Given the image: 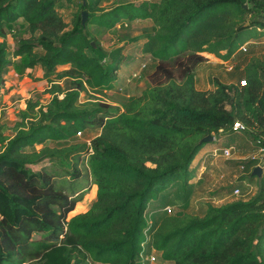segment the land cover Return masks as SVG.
I'll return each instance as SVG.
<instances>
[{
    "label": "trees",
    "instance_id": "obj_1",
    "mask_svg": "<svg viewBox=\"0 0 264 264\" xmlns=\"http://www.w3.org/2000/svg\"><path fill=\"white\" fill-rule=\"evenodd\" d=\"M73 1L0 0V108L11 68L23 76L41 67L51 97L46 105L28 100L12 136L0 124V264H149L141 255L153 250L170 264H264V174L252 177L258 158L236 163L244 175L233 191L257 182L253 197L187 213L204 138L235 141L240 121L255 129L246 134L252 141L264 139V54L247 59L241 48L248 41L240 39L253 29L264 37V0H119L107 7L109 0H79L68 24L57 6ZM147 20L153 31L126 42L139 43L167 81L113 106L106 99L119 89L125 57L106 62L88 27L114 31ZM19 23L28 37L16 39L13 60L6 27ZM204 52L246 58L239 82L216 80L213 91L199 90ZM82 94L90 100L83 103ZM60 158L69 167L51 172L45 162ZM63 173L69 185L59 183ZM85 179L97 188L96 200L75 214L91 185L73 184ZM180 181L185 209L169 215L170 204L160 203L161 215L150 220V204Z\"/></svg>",
    "mask_w": 264,
    "mask_h": 264
},
{
    "label": "rangeland",
    "instance_id": "obj_2",
    "mask_svg": "<svg viewBox=\"0 0 264 264\" xmlns=\"http://www.w3.org/2000/svg\"><path fill=\"white\" fill-rule=\"evenodd\" d=\"M77 1L79 0H76V2ZM57 8L63 15L66 22H68V24H71L76 11L78 10L77 5L74 9L73 4L61 2L58 4ZM23 27V23L9 25L6 27L8 34L9 51L11 59L13 60L14 58L12 57V53L16 47V39H18L19 37H28ZM88 30L90 35L95 37V39L100 43L101 48L103 49V52L105 54L104 59H106V62L109 63L110 61L118 59L120 56L125 57V60L121 65V82H119L118 85L119 89L107 96L106 100L108 101V103L112 104L113 106L119 105L128 97L139 95L146 86L154 85L156 83H166V75H164L163 73L154 74L156 62L150 57H144L141 54L140 44H127L128 42H126L128 40L127 37H141L142 35H144V33L151 32L153 31V29H147V27L141 26V23H134L128 27H118L114 31H106L103 29L95 28L93 26L88 27ZM240 39L243 42H255L258 40L262 41L263 38H261L259 31L257 32L256 29H253L251 31L244 32L241 35ZM263 45L264 44H259L256 45V47H260ZM251 46L254 45H250L248 48V52L243 54V56L247 59L251 57V51L255 49V47ZM16 61H19V59H17ZM109 64L111 65L112 63ZM166 68L173 73V76L175 78L179 77L180 69L178 67H172V65L168 64L166 65ZM42 72H44V70L41 67H37L32 73L31 70H28L25 75L20 76L15 72L13 68L9 70L6 76L7 91L3 98V105L0 108V124H6L10 128V131L7 133L8 135H13L12 129L15 124L19 122L20 112L26 108L28 100H39L40 103L44 105H46L50 101V95L46 94V90L49 88V82L48 80L41 78L43 77ZM28 73L31 74V76ZM51 79L54 80V78ZM68 83L69 80H64L61 82L63 86H67ZM88 100H90V96L82 94L81 101L84 103ZM232 137L233 135L225 137L217 135V137H215L216 140L212 143H208L206 147H209L210 145H213L215 143H217L218 145H222V147H229L230 144H234L237 142L236 145L239 148H236L237 150L235 155H233V159L242 162L250 161L252 157L256 155L253 147L245 149V146L249 145L252 142L250 137L248 135H238L237 139L236 137L233 138L236 139L235 142H230ZM244 143H246L247 145H244ZM208 159L209 168H207L208 170H202L198 173L201 177H199V181H196L194 189V192L196 193L195 195H197L198 198L202 199L204 207L208 205L221 206L230 203L234 198H237L234 199L235 201H244L254 196V193H256L258 189L257 182H253L251 184V187L249 188L246 186L242 187V190L244 192L242 197L232 196L233 187L239 181L237 180V178L239 177L241 179L244 175V173L238 167L239 164H236L238 163L236 162V160H218L217 162H212L210 161L209 157L206 160L208 161ZM70 163V161L65 160L64 158H60L50 160L49 162L47 161L45 162V165L48 166V169H50V171L53 173H62L65 172V170L62 168L69 167ZM30 168L33 171H38L41 167L32 166ZM82 172L84 174L86 173L84 168H82ZM58 178L59 183L65 182V185L70 184V180H68L67 176H65L64 173ZM247 183H249L248 180ZM90 185L91 191L88 193L84 201L77 206L75 214L82 213L92 206V204L96 200L97 188L95 186H92V181L89 179H85L84 182L76 181L73 184V188L75 190H80L83 187ZM184 185L185 181H180L178 184H175L173 186L174 192L172 194H168L167 191L160 193L159 197L150 204L151 209L157 208L160 203H169L170 205H172V207L174 208V213L172 215L176 214L178 211L185 209L184 207H182L184 198ZM195 195H193V197H195ZM160 198L164 199L159 200ZM204 207L202 208L205 209ZM187 213L200 216L204 212L196 209L193 204L190 209H187ZM155 256L158 257V260L154 264H170L162 261V259L160 258V254L155 253Z\"/></svg>",
    "mask_w": 264,
    "mask_h": 264
},
{
    "label": "crops",
    "instance_id": "obj_3",
    "mask_svg": "<svg viewBox=\"0 0 264 264\" xmlns=\"http://www.w3.org/2000/svg\"><path fill=\"white\" fill-rule=\"evenodd\" d=\"M115 1H119V0H109L108 2H105L103 4V6L107 7ZM120 1L141 2V1H158V0H120ZM77 2H76V0H74L71 3V4H73L74 9H75ZM66 23H68V22H66ZM134 23H141V26H145V27H147V29H153L152 23L148 20L147 21H136V22H133L132 24H134ZM118 27H120V26H118ZM249 42H253V41H249ZM259 44L260 45L263 44V41H261V42L255 41V42H253L254 46H251V47H255V49L252 51V54L255 56H261L264 54V45L260 46V47H256V45H259ZM225 53H226V51H221L222 55H224ZM200 55L204 58V62H202L197 68V71H198L197 72V88L199 90H201V91H213L215 89L214 83L216 80H219L220 82L225 83V84H237L239 82L240 77H241V72L244 69L245 64H246V61H245L246 58L243 57L242 59H240L239 55H235V56L231 57L229 60L224 61V60L218 58L215 54H211L208 52L200 53ZM231 66H234V70L229 72L228 68ZM64 69H66V68H59V70H64ZM33 71L34 70H31V73ZM42 75H44V72H42ZM41 78H43V77H41ZM6 85H7V82H6ZM237 137H238V135H237ZM236 144H237V142L234 144H230V146L235 147V153L237 150L236 148H239V147H237ZM245 144L246 143H244V145ZM250 144L249 145L246 144L247 146H245V149H248L249 147L252 148L253 146L252 145L250 146ZM215 147L224 148V147H222V145H218L217 143L210 145L209 147H205L200 152V154L197 156L195 162L193 163L192 168L196 171V177L191 182V184L194 187L193 188L194 194L192 193L188 209H190V207H192L193 204L196 207V209L201 210V212H205L207 209V206L204 207V203H203L202 199L198 198V196L195 195L196 193L194 192V189H195L196 181H199L200 175L198 173L201 172L203 169L208 170L207 168H209V165H208L209 159H208V161L206 159L208 157L210 158L209 153ZM235 153H234V155H235ZM231 160H236V159L232 158ZM206 161H207V163H206ZM210 161H212L211 158H210ZM236 162H240V161L236 160ZM197 178H198V180H197ZM193 195H195V197H193ZM194 200H195V202H194ZM232 201H235V200L233 199V200H231V202ZM202 207H204L205 209H203ZM159 215H161V212H159L158 209L157 210L152 209L150 211L149 218H150V220L154 221L155 218L159 217Z\"/></svg>",
    "mask_w": 264,
    "mask_h": 264
},
{
    "label": "built area",
    "instance_id": "obj_4",
    "mask_svg": "<svg viewBox=\"0 0 264 264\" xmlns=\"http://www.w3.org/2000/svg\"><path fill=\"white\" fill-rule=\"evenodd\" d=\"M263 44H264V37L262 39ZM250 44H253V42H248L246 44L243 45V47L241 48L242 52L246 53L248 50V46ZM232 66L229 67V71L232 70ZM242 85H246L245 81H242ZM233 133L237 134V135H246V134H252L255 133V129L249 127L247 124L240 122V121H236L232 127ZM223 133V130L220 131V134ZM216 140V138H215ZM263 138L258 137L257 141L251 142L252 146H255V144L257 146H255L257 149L255 151L256 155H254V157H252V159H259V164L258 166H261L264 169V145H263ZM235 153V147L234 146H229V147H224V148H220V147H215L212 149V151L209 153L210 158L212 159V162H216L218 160H223V161H231V159L233 158V155ZM241 171H244V166L240 167ZM203 171H205V169H203ZM203 174V173H202ZM201 177V176H200ZM238 179V178H237ZM232 196L234 197H242L243 193L239 188H236L233 193ZM165 212L169 215H172L174 213V208L171 206H168L165 208ZM154 252V253H153ZM152 254L150 255H145V253L143 252L141 257L143 262L149 263V264H154L155 262H157L158 257L155 256V253H157L156 251L153 250Z\"/></svg>",
    "mask_w": 264,
    "mask_h": 264
},
{
    "label": "water",
    "instance_id": "obj_5",
    "mask_svg": "<svg viewBox=\"0 0 264 264\" xmlns=\"http://www.w3.org/2000/svg\"><path fill=\"white\" fill-rule=\"evenodd\" d=\"M87 19H88V13L86 11L82 12L81 24H82L83 27H85ZM85 33L86 32L84 31V34ZM92 46H95V44L92 43ZM214 140H215L214 136L210 135V136L204 138L202 140V143L208 144V143L214 142ZM262 176H263V168L262 167H256L254 169V171L252 172V177L261 178Z\"/></svg>",
    "mask_w": 264,
    "mask_h": 264
},
{
    "label": "clouds",
    "instance_id": "obj_6",
    "mask_svg": "<svg viewBox=\"0 0 264 264\" xmlns=\"http://www.w3.org/2000/svg\"><path fill=\"white\" fill-rule=\"evenodd\" d=\"M215 138V137H214ZM215 141V140H214ZM257 167H261V166H258L257 165ZM263 174H264V169H263ZM239 178V177H238ZM238 180V179H237ZM257 192V191H256ZM233 193V192H232ZM243 193V192H242ZM256 193H254V195H255ZM234 199H237V198H234ZM248 200V199H247ZM237 201V200H236ZM233 202V201H232ZM168 207V206H167ZM172 207V206H171ZM164 212H165V210H164Z\"/></svg>",
    "mask_w": 264,
    "mask_h": 264
}]
</instances>
